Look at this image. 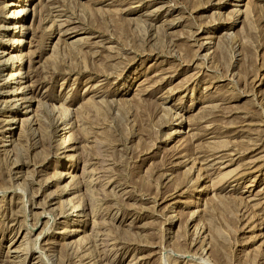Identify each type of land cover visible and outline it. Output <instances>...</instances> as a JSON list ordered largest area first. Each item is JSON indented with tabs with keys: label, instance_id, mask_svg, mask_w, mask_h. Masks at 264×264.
<instances>
[{
	"label": "rangeland",
	"instance_id": "obj_1",
	"mask_svg": "<svg viewBox=\"0 0 264 264\" xmlns=\"http://www.w3.org/2000/svg\"><path fill=\"white\" fill-rule=\"evenodd\" d=\"M12 1L0 264H264V0Z\"/></svg>",
	"mask_w": 264,
	"mask_h": 264
},
{
	"label": "bare ground",
	"instance_id": "obj_2",
	"mask_svg": "<svg viewBox=\"0 0 264 264\" xmlns=\"http://www.w3.org/2000/svg\"><path fill=\"white\" fill-rule=\"evenodd\" d=\"M35 0H14V1H12V2H10L9 4H8V6L7 7H9V8H18V10L16 9V10H14L13 12H12V14L10 13V15L8 16V20H12V21H14V24L10 27V28H8L10 31H15V33H21L20 34V36H21V38H25V36H26V32L24 31V30H26L27 29V26H25L24 25V23H25V21H26V19H27V17L29 16V9H28V7L29 6H31L32 5V3L34 2ZM240 1V0H239ZM22 4V5H21ZM21 5V6H20ZM240 11V10H239ZM240 13V12H239ZM26 27V28H25ZM20 29V30H19ZM19 30V32H17ZM29 30V29H28ZM23 44H24V41L22 40V39H19V40H17L15 43H14V45H13V47H12V51L13 52H15V51H20L21 52V48H22V46H23ZM21 56V55H20ZM19 55H15V54H13V55H11V57H10V59L9 60H7L8 62H6V65H4L7 69L9 68V70H11V71H15V66H16V64H18L17 65V69H19L20 71L17 73V74H12L11 73V75H10V77L8 78L9 79V84H15V89H14V91L12 92V96H14L13 97V99H12V101L13 102H16L18 105H20V106H24L25 104H26V102L27 101H29V99L28 98H25L26 97V94H27V90H26V87H22V85H23V82L22 81H19L18 83L17 82H14V80H16V79H24V77H23V75H22V70H23V64H22V62L23 61H20L19 60V57H20ZM16 59H18V62H16ZM21 59V58H20ZM11 61V63L9 64V62ZM13 81V82H12ZM18 86V87H17ZM29 90V89H28ZM29 96V95H28ZM30 97V96H29ZM33 99V98H32ZM12 104V103H11ZM30 104V103H29ZM17 106V105H16ZM30 106H25L24 108L26 109V110H24V112H22L21 114L22 115H28L29 113H31L32 111H31V109L29 108ZM15 108V107H14ZM23 108V107H22ZM30 116V115H29ZM34 116V115H33ZM31 117V116H30ZM32 118V117H31ZM65 118V117H64ZM28 119V118H27ZM14 121H16V120H11V121H9V122H7L8 124H9V126H12L11 124L14 122ZM63 121V120H62ZM62 125H63V128H62V130H65V132H66V130L67 129H69L70 128V123L68 122V121H66V120H64L63 121V123H62ZM61 125V126H62ZM73 126V125H72ZM9 130H12V128L11 129H9ZM72 130V129H71ZM59 131V130H58ZM68 131V130H67ZM64 132V133H65ZM70 132V131H69ZM72 134V133H71ZM67 135V134H66ZM63 136H64V134H63ZM61 138H63V137H61ZM65 138V137H64ZM69 138V137H68ZM70 139V138H69ZM62 140V139H61ZM68 141H70V140H68ZM61 142V141H60ZM64 143H65V141H63ZM62 142V143H63ZM66 142H67V140H66ZM59 145H60V143H59ZM62 145V144H61ZM66 145V144H65ZM70 147V146H69ZM68 148H66V150H67ZM65 150V149H64ZM69 159V158H68ZM70 170V169H69ZM67 174H68V172H67ZM70 174V173H69ZM66 175V174H65ZM63 177V176H62ZM69 187V186H68ZM76 232V231H75Z\"/></svg>",
	"mask_w": 264,
	"mask_h": 264
}]
</instances>
